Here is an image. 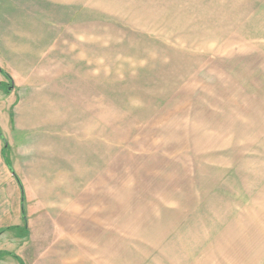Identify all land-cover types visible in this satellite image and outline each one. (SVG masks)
Listing matches in <instances>:
<instances>
[{"label":"rangeland","instance_id":"rangeland-1","mask_svg":"<svg viewBox=\"0 0 264 264\" xmlns=\"http://www.w3.org/2000/svg\"><path fill=\"white\" fill-rule=\"evenodd\" d=\"M0 68L23 264H264V0H0Z\"/></svg>","mask_w":264,"mask_h":264},{"label":"crops","instance_id":"crops-1","mask_svg":"<svg viewBox=\"0 0 264 264\" xmlns=\"http://www.w3.org/2000/svg\"><path fill=\"white\" fill-rule=\"evenodd\" d=\"M1 130H2V128H1ZM1 144H2V141H1ZM8 145H9V143H8ZM2 148H3V144L1 145L0 156H1L4 164L7 167L6 170L9 171V175L4 174V168L5 167L2 166V169L0 171V185L2 187V189H0V193H1V195H0V255L9 257L10 255L8 253H12V252L11 251L9 252V250H7L5 248V246L3 245V242L5 241V239H3V235L11 233L13 235V237H15L17 240H21L20 239V237H21L20 230H18V229L12 230L13 227L20 226L22 224V221H21V193H20V188H19V185H18L15 177L13 176L12 172L10 171L8 165L5 162L4 149H2ZM9 149H10V146H9ZM7 159L10 161V164L12 165V168H13V163H12L11 157L8 156ZM13 170L16 173L14 168H13ZM16 175H17V173H16ZM18 178H19V176H18ZM13 179L15 180V183L17 185L18 192H19V206L17 207V209H15L14 200H13L12 201V207H14V208L11 207V212L9 213V211L6 210V205L4 204V190H3L4 183L3 182L7 181V185L11 187V185L13 186V184H14V181H12ZM20 181H21V179H20ZM11 182H13V183H11ZM21 183H22V181H21ZM2 193H3V196H2ZM24 196H25V192H24ZM48 210H49L48 213H52V209H48ZM15 261L18 263V261L16 259H15ZM12 264H14V263H12Z\"/></svg>","mask_w":264,"mask_h":264},{"label":"trees","instance_id":"trees-1","mask_svg":"<svg viewBox=\"0 0 264 264\" xmlns=\"http://www.w3.org/2000/svg\"><path fill=\"white\" fill-rule=\"evenodd\" d=\"M0 73L3 74L6 77L7 83L5 85H6L7 90H9L8 87L12 83L11 76L6 71H4L2 68H0ZM0 140L2 141V144H3V148L2 149H4L5 162L8 165V167H9L10 171L12 172L13 176L15 177V179H16L18 185H19L20 193H21V221H22V224L20 226L13 227L12 230H14V229L20 230V232L22 234L21 237L25 238L27 236V230L28 229H27V218H26V212H25V206H24V201H25L24 189H23V185H22L20 179L18 178V176L16 175V173L13 170L12 165L10 164V161L7 159L8 158V154H6L5 152L9 148V145H8L7 139L3 135L1 127H0ZM8 254L10 256H12L14 259H16L19 264H23L21 262V259L18 256H16L14 253H8Z\"/></svg>","mask_w":264,"mask_h":264},{"label":"water","instance_id":"water-1","mask_svg":"<svg viewBox=\"0 0 264 264\" xmlns=\"http://www.w3.org/2000/svg\"><path fill=\"white\" fill-rule=\"evenodd\" d=\"M13 87V83H11V85L8 87V89L10 90Z\"/></svg>","mask_w":264,"mask_h":264}]
</instances>
